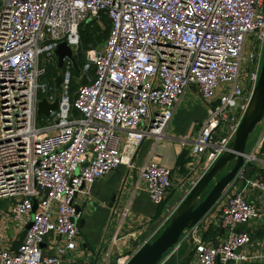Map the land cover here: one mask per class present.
Listing matches in <instances>:
<instances>
[{
	"label": "built area",
	"instance_id": "2783aa9c",
	"mask_svg": "<svg viewBox=\"0 0 264 264\" xmlns=\"http://www.w3.org/2000/svg\"><path fill=\"white\" fill-rule=\"evenodd\" d=\"M101 11L110 18L107 35L86 49L76 79L85 73L87 81L76 85L70 99L73 60L63 59L60 87L43 77L46 63L63 39L75 53L80 22L100 20ZM248 32L257 43L249 50L251 64L241 84ZM263 41L264 0H0V198H11L15 220L30 222L15 248L0 247V264H85L63 259L79 231L75 193L121 162L132 166L147 135L155 142L166 136L180 93L193 84L206 114L193 138H181L178 154L185 152L182 183H189L188 191L234 137L258 78ZM42 96L58 98L48 123L40 122L45 115L37 112ZM263 140L264 128L236 172L234 179L242 183L221 206L223 240L207 245L194 238L200 264H238L248 256L239 247L250 233L237 225L263 211L243 195L247 186L264 190V178L246 174ZM140 173L150 198L163 201L172 169L148 157ZM178 202L161 210L141 243L163 226ZM127 211L124 206L122 214ZM52 231L66 240L59 253L41 246ZM116 237L106 240V252ZM251 255L264 258V243Z\"/></svg>",
	"mask_w": 264,
	"mask_h": 264
},
{
	"label": "crops",
	"instance_id": "0c3cea01",
	"mask_svg": "<svg viewBox=\"0 0 264 264\" xmlns=\"http://www.w3.org/2000/svg\"><path fill=\"white\" fill-rule=\"evenodd\" d=\"M205 114L206 105L197 87L187 84L174 105L173 115L166 126V136L155 142L153 136L147 135L135 152L132 166L121 162L75 193L74 201L81 211L79 231L75 235L74 246L67 248L63 259L85 264H122L126 260L158 221L161 210L175 204L182 195V180L187 168L185 152L180 153L182 156L178 154L181 138L184 135L193 138ZM148 157H154L172 169V187L165 194L163 204L150 198L140 173V165ZM253 163L250 172L264 178V152L260 151ZM241 183L240 178L232 180L204 216L186 229L182 238L157 264H200L194 238L207 245L223 240L227 230L221 224L220 209L228 195ZM261 191L252 186L243 190V195L263 211L261 215L250 216L237 225L238 229L250 233V239L239 247L248 256L239 260L238 264H264V258L251 255L264 243V196ZM124 206L128 207L125 215L122 214ZM10 208L11 198L1 197L0 247L13 249L21 240L28 221L15 220ZM113 233L119 237L106 252V240ZM65 243L62 235L52 231L41 241V246L47 252L59 253L58 246Z\"/></svg>",
	"mask_w": 264,
	"mask_h": 264
},
{
	"label": "water",
	"instance_id": "95a60500",
	"mask_svg": "<svg viewBox=\"0 0 264 264\" xmlns=\"http://www.w3.org/2000/svg\"><path fill=\"white\" fill-rule=\"evenodd\" d=\"M53 51L58 66L62 65L66 55L75 62L72 47L65 39L59 41ZM60 78L61 74H57L55 77L56 83L60 82ZM86 81L87 76L83 73L80 82L84 83ZM57 106V97L52 101H49L46 96H42L37 100L38 113L50 115ZM262 116H264V56L258 78L253 86L234 137L182 196L163 226L147 237L123 264H157L166 252L182 238L186 229L195 225L204 216L227 185L234 179L238 168L244 162L245 154L249 150L247 146L249 133ZM228 162H230L229 166L222 170ZM250 170L251 164H247V175ZM261 195L264 196V190L261 191ZM76 206L79 209V206ZM29 224L30 222L26 226Z\"/></svg>",
	"mask_w": 264,
	"mask_h": 264
},
{
	"label": "trees",
	"instance_id": "16d2710c",
	"mask_svg": "<svg viewBox=\"0 0 264 264\" xmlns=\"http://www.w3.org/2000/svg\"><path fill=\"white\" fill-rule=\"evenodd\" d=\"M100 20H97L95 17H89L82 20L79 24V43L77 45L76 51L74 53V64L71 66V72L73 74L70 83H69V98L73 97V89L80 82L79 79H76V76L79 75L80 70L82 69L85 61H86V49L89 46L100 43L105 36L107 35V31L110 24V18L106 12H100ZM102 22V24L100 23ZM75 72H74V71ZM61 71V67L57 64V59L54 57L51 61L46 63V70L43 74V77L48 78L51 82H54L58 87H60L59 83H56L55 77ZM90 73L93 72V66L88 68ZM260 151L264 152V140L261 144ZM182 153V152H181ZM183 155V154H182ZM180 154V156H182ZM164 200L160 202L163 204ZM162 209V205L160 206L159 211Z\"/></svg>",
	"mask_w": 264,
	"mask_h": 264
},
{
	"label": "rangeland",
	"instance_id": "374dc122",
	"mask_svg": "<svg viewBox=\"0 0 264 264\" xmlns=\"http://www.w3.org/2000/svg\"><path fill=\"white\" fill-rule=\"evenodd\" d=\"M100 23L102 24L101 21H100ZM256 43H257V40L255 39V36H254L253 32H248L246 34L245 40H244V47H243V55H244V57L241 59V65H240V71H239V77H238V80H239V82L241 84L245 83V77H246V75L248 73V70H249V67H250V64H251V61L249 60V50L253 49V45L256 44ZM261 51H262V54L264 56V41H263L262 46H261ZM228 84H229V82H228ZM44 115H45V119L40 121V122H44V123L50 122V118L46 117V114H44ZM263 128H264V116H262V118L255 124L254 128L250 131L249 136H248V141H247V146L248 147H251L253 145L254 140L257 138L258 134H260V132L263 130ZM229 163L230 162H228L226 164V166L222 170H225L229 166ZM188 185H189V183L186 182V183H184L181 186L183 188L181 190L182 191V195H184L185 192L187 191ZM182 195L176 201V203L182 198Z\"/></svg>",
	"mask_w": 264,
	"mask_h": 264
}]
</instances>
